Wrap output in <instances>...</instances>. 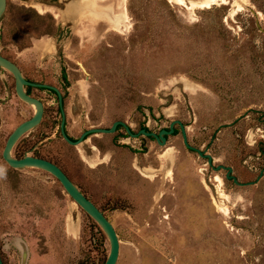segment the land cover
Returning a JSON list of instances; mask_svg holds the SVG:
<instances>
[{
	"label": "rangeland",
	"instance_id": "1",
	"mask_svg": "<svg viewBox=\"0 0 264 264\" xmlns=\"http://www.w3.org/2000/svg\"><path fill=\"white\" fill-rule=\"evenodd\" d=\"M0 52L35 78L68 64L77 80L67 102L75 137L116 120L135 132L180 120L189 143L215 167H232L239 182L264 168V0H7ZM33 94L44 102L43 120L12 155L34 153L65 171L113 223L116 264H264V176L251 185L228 179L185 145L178 124L165 145L121 139L124 128L70 145L57 100ZM35 109L0 67L4 264H104L107 233L59 180L2 156Z\"/></svg>",
	"mask_w": 264,
	"mask_h": 264
},
{
	"label": "water",
	"instance_id": "2",
	"mask_svg": "<svg viewBox=\"0 0 264 264\" xmlns=\"http://www.w3.org/2000/svg\"><path fill=\"white\" fill-rule=\"evenodd\" d=\"M7 7V0H0V18L5 13ZM0 67H3L10 71L15 78V90L17 95L24 100L25 102L35 106L36 110L34 115L22 123H20L13 132L9 135L6 145L3 150V158L7 163L14 168H21L25 166H34L45 169L55 176L59 182L64 187L65 191L70 195V197L83 209L85 210L93 219L96 220L98 224L105 230L107 233L110 242L111 248L108 258L104 264H116L120 254V242L118 238L117 231L110 221V219L105 215V213L85 194L82 190L72 181V179L65 173V171L56 163L40 157H35L32 155H25L22 158H15L12 156V149L15 146L18 139L25 134L27 131L38 126L42 120L44 113V104L41 100L30 96L26 93L24 86L26 84L38 85L40 87H47L54 90H57L55 87L46 85V84H35L27 81L19 66L12 61L11 59L3 56L0 53ZM62 101V100H61ZM63 119L61 122V132L64 139L71 145L78 146L85 141L87 135L91 134H109L114 133L117 130L118 125H121L125 128L128 135L131 137L137 138L140 134L151 136L157 139L158 143L165 145L167 142V136H170L175 133L176 124L180 125L183 140L185 145L192 151H196L200 156L206 157L210 166L219 169L227 170V178L232 179L235 183L239 185H251L257 183L264 176V168L260 171L259 176L255 181H250L246 183H241L238 181L237 177L233 175V168L225 165H213V157L211 154L204 152L200 148H197L189 143L187 129L184 123L180 120H174L169 128H163L158 133L154 131H147L145 129L140 130L139 132H134L133 129L122 120L115 121L110 128L104 127H92L87 129L82 133L78 140L71 139L65 129V112L62 108ZM0 264H4L3 258L0 253Z\"/></svg>",
	"mask_w": 264,
	"mask_h": 264
},
{
	"label": "flooded vegetation",
	"instance_id": "3",
	"mask_svg": "<svg viewBox=\"0 0 264 264\" xmlns=\"http://www.w3.org/2000/svg\"><path fill=\"white\" fill-rule=\"evenodd\" d=\"M7 8V7H6ZM6 11V10H5ZM56 34H58L57 33V31H55L54 32V35H56ZM60 34V33H59ZM58 34V35H59ZM28 47V46H27ZM1 53V52H0ZM2 54V53H1ZM3 56H5V57H7L6 55H4V54H2ZM8 58V57H7ZM16 63V62H15ZM18 66H19V68L21 69V71H22V74H23V76H24V78L27 80V81H29V82H31V83H35V84H46V85H50V86H53V87H55L57 90H54V89H51V88H47V87H40V86H38V85H32V84H26L25 86H24V88H25V91H26V93L27 94H29L30 96H32V97H35V98H37V99H39V100H41L40 99V97H38V96H36L35 94H33V92L34 91H39V92H47L48 93V95L49 96H52V97H54V99H56L57 100V112L60 114V116H61V120H60V126H59V129H60V133H61V135H62V132H61V122H62V119H63V114H62V108H63V110H64V112H65V129H66V132H67V134H68V136L71 138V139H73V140H78L79 138H80V136L82 135V133L84 132V131H86V130H84V131H82L81 133H80V135H79V137H75V136H73L71 133H69V131H68V127H67V102L70 100V96L72 97H75V93H72V91H73V86L77 83V80L76 79H72L71 78V73H69L68 71H67V65H61V63H53L52 64V67H46L47 69H49V70H53V71H49V73L48 74H51V73H54V74H52L53 76H52V78H47V79H45V78H35V77H31L30 75H28V74H25L24 72H23V70H22V68L20 67V65L18 64V63H16ZM41 66V65H40ZM80 66H81V68L80 69H84V66H83V64H80ZM44 67V66H43ZM73 70H77V69H73ZM58 71V72H57ZM47 73V72H46ZM55 73L56 74H58V75H56V77L54 76L55 75ZM62 100V101H61ZM42 101V100H41ZM43 102V101H42ZM43 104H44V102H43ZM32 105V104H31ZM36 110V109H35ZM35 113V112H34ZM44 113H45V105H44ZM44 113H43V117H44ZM34 115V114H33ZM32 115V116H33ZM31 116V117H32ZM30 117V118H31ZM43 117H42V120H43ZM30 118H28V119H30ZM27 120V119H26ZM42 120H41V122H42ZM117 121V120H116ZM41 122H40V124H41ZM115 122V121H114ZM113 122V123H114ZM22 123V122H21ZM112 123V124H113ZM39 124V125H40ZM38 125V126H39ZM179 125V124H178ZM18 126V125H17ZM16 126V127H17ZM38 126H36V127H38ZM112 126V125H111ZM110 126V127H111ZM180 126V125H179ZM110 127H106V128H110ZM92 128V127H91ZM121 128H124L123 126H121V125H118V127H117V130L115 131V132H117L118 130H120ZM166 128H169V127H166ZM89 129V128H88ZM125 129V128H124ZM142 129H145V130H147V131H151V130H149V128L148 127H143V128H140L137 132H139L140 130H142ZM162 130V129H161ZM134 131V130H133ZM180 131H181V128H180ZM13 132V131H12ZM11 132V133H12ZM114 132V133H115ZM135 132V131H134ZM179 132V129L176 127V129H175V133L174 134H172V135H176L177 133ZM10 133V134H11ZM158 133V132H157ZM182 133V132H181ZM110 134V133H109ZM141 135H144V134H140L139 136H141ZM88 136H90V135H87L86 136V139L88 138ZM130 135H127V132L125 133L124 132V135H122L121 136V139H124V138H126V137H129ZM138 136V137H139ZM144 136H146L147 138H150L151 140H156L157 141V139L156 138H154V137H151V136H147V135H144ZM171 136V135H170ZM9 137V136H8ZM62 137H63V135H62ZM168 138H169V136H167V141H168ZM8 139V138H7ZM63 139H64V137H63ZM85 139V140H86ZM119 140V143H121L123 140ZM65 140V139H64ZM66 141V140H65ZM6 142H7V140H6ZM67 142V141H66ZM124 142V141H123ZM158 142V141H157ZM40 143V142H39ZM42 143V142H41ZM68 143V142H67ZM167 143V142H166ZM165 143V144H166ZM69 144V143H68ZM160 144V143H159ZM6 145V144H5ZM71 145V144H70ZM161 145V144H160ZM74 146V145H73ZM14 148V147H13ZM144 148V147H143ZM4 150V149H3ZM202 150V149H201ZM12 151H13V149H12ZM192 151V150H191ZM204 152H205V150H203ZM196 152V151H195ZM197 153V152H196ZM207 153V152H206ZM25 155H29V154H25ZM24 155V156H25ZM199 155V154H198ZM2 156H3V153H2ZM13 156V155H12ZM23 156V157H24ZM32 156H35V157H40V158H43V157H41V156H39V155H36V154H34V153H32ZM15 158H17V157H15ZM21 158V157H20ZM204 158H206V157H204ZM207 159V158H206ZM219 165H221V164H219ZM226 166V165H225ZM226 170V169H225ZM227 171V170H226ZM227 177V176H226ZM1 253V252H0ZM2 256V255H1Z\"/></svg>",
	"mask_w": 264,
	"mask_h": 264
},
{
	"label": "crops",
	"instance_id": "4",
	"mask_svg": "<svg viewBox=\"0 0 264 264\" xmlns=\"http://www.w3.org/2000/svg\"><path fill=\"white\" fill-rule=\"evenodd\" d=\"M142 171V170H141Z\"/></svg>",
	"mask_w": 264,
	"mask_h": 264
}]
</instances>
